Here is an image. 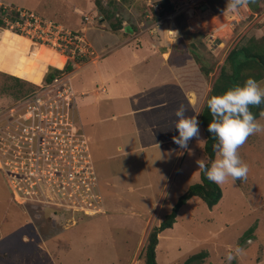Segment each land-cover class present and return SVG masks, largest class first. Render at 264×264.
I'll use <instances>...</instances> for the list:
<instances>
[{
  "label": "rangeland",
  "instance_id": "1",
  "mask_svg": "<svg viewBox=\"0 0 264 264\" xmlns=\"http://www.w3.org/2000/svg\"><path fill=\"white\" fill-rule=\"evenodd\" d=\"M86 1L87 6L84 5ZM252 1L253 5L263 10L252 23H242L236 28L242 34L246 31L238 42L236 40L241 33L238 38L232 36L225 44L224 38L218 40L217 43L221 45L210 50L202 32L187 28L190 38L188 36V41L183 39L174 43L171 50L176 54L168 61L179 66L191 56L193 49L202 60L212 64V70L207 75L210 87L230 46L235 42L242 43L252 35L253 29L250 32L248 29L254 23H258L254 28L264 35V0ZM72 2L0 0V4L32 10L68 28L75 27L81 20L79 15L71 13ZM77 3L83 10L89 7V0H77ZM144 3L143 0L134 2L139 20H144L146 15L150 16ZM117 9L105 10L103 16L112 20L119 18L114 15L119 13ZM196 9L202 13L205 8ZM77 11L81 15L89 10ZM203 17L206 20L210 16ZM187 18L191 19L190 13ZM166 23L163 22L162 28L158 29L160 38L157 45L166 44L163 40ZM5 29L10 30L6 26L0 27L2 105L9 104L17 97L11 90H5V85L11 80L8 76L38 82L47 63L56 62L60 66L63 60L49 49L31 52L33 47L29 46L27 38L10 34ZM10 32L25 37V34L14 30ZM191 42L194 43L193 47ZM179 43L183 45L182 48L177 47ZM112 54L105 55L103 60L107 62ZM81 79H84L83 73L75 77V86ZM257 82L264 88V77ZM96 84L99 85L98 82ZM89 95L90 98L79 100V113L83 128L90 137L92 161L106 204L105 212L87 216L60 211L56 213L63 216L54 219L51 213L55 210L52 208L33 204L19 205L13 201L0 169V264H145L142 256L148 232L171 211L189 186L199 182L200 170L196 160L205 157V137L200 125L199 137L190 140L187 149H181L173 139L168 140V144L164 142L158 149L155 146L143 147L137 139L138 133H142L144 128L141 120L143 112L135 111L139 104L131 102L112 105V102L125 100L111 101L110 94L104 92H99V95L90 92ZM128 110L134 111L124 112ZM190 112L193 113L192 108L188 110ZM112 114L117 116L108 117ZM256 120L264 125V115L260 114ZM155 151L160 154L147 155ZM237 151L248 166L246 178L233 183L231 177H228L224 183L219 184L222 197L211 208L198 197L187 199L179 207L173 225L159 234L155 248L158 264H179L199 251H204L205 256L201 263L196 264H264V132L250 135ZM252 226L253 231L242 240L243 233ZM237 246L242 249L240 254L234 252ZM229 253L233 254L231 261L227 258Z\"/></svg>",
  "mask_w": 264,
  "mask_h": 264
},
{
  "label": "built area",
  "instance_id": "2",
  "mask_svg": "<svg viewBox=\"0 0 264 264\" xmlns=\"http://www.w3.org/2000/svg\"><path fill=\"white\" fill-rule=\"evenodd\" d=\"M161 1L171 6L170 13L158 20L146 15L151 22L141 24L140 28L157 32V28L167 22L166 36L173 40L179 35L176 16L185 15L186 19L190 13L187 28L202 32L210 50L217 49L221 45L217 42L222 38L224 44L232 36L238 38L241 32L236 28L242 23H252L257 16L251 18L249 5L238 14L226 9L212 13L205 8L202 13L209 11L210 16L206 22L203 19L206 15L196 9L204 8L205 0H145V4L161 8ZM12 11L15 13L11 15ZM0 13L4 26L25 34L29 46L33 47L31 52L43 47L63 58L60 66L56 62L47 63V71L50 67L58 70L52 76L45 78L44 75L31 90L23 91L7 105L0 104V169L13 201L19 205L52 208L54 219L63 216L56 213L60 211L87 216L103 213V197L92 161L90 139L80 122L71 82L73 73L93 54L92 50L82 31L72 30L32 10L0 4ZM81 15L87 21L97 17L95 13H90L89 17ZM243 33L236 42L246 31Z\"/></svg>",
  "mask_w": 264,
  "mask_h": 264
},
{
  "label": "crops",
  "instance_id": "3",
  "mask_svg": "<svg viewBox=\"0 0 264 264\" xmlns=\"http://www.w3.org/2000/svg\"><path fill=\"white\" fill-rule=\"evenodd\" d=\"M73 1L71 13L79 15L81 20L78 21L75 27L70 29L82 31L86 44L93 52L73 73L71 80L76 94V107L79 118V100L90 98V92L97 95H99V92L108 93L111 101L125 100L123 102H112V105L137 103L139 107L135 111L143 112L141 120L144 124L143 132L138 133V142L143 144V147L155 146L157 149L164 142L168 144V140L173 137V132L174 136L178 135V131L173 125L176 119L173 112L177 106L183 104L186 109L185 115H195L198 119L200 113L196 115V110L198 112L201 111L204 98L197 103L195 93L184 89L178 75L179 69L188 63L192 55L184 62H181L179 66L168 61L169 58L176 54L171 48L174 47L176 41H180V35L176 39L169 40L165 33V26L163 40L166 44L157 45V41L160 38L158 29L162 28L163 23L157 28V32L154 30H142L140 28L141 24H148L151 21L146 17L144 20L138 19V12L134 7V2L138 0H131L128 3L127 0H101V7H98L94 0H89V7L85 9L89 11L84 15L89 17L90 13H95L97 17L88 21L85 20L83 15L78 14L77 11L85 10L81 9L77 0ZM84 5L87 6V1ZM118 5H121V8L117 9ZM109 9H117L119 13L114 15L119 18H114L115 16H113L114 19L112 20V18L104 17L103 11ZM65 13H69V11ZM201 15L209 16V11L201 13ZM117 19L120 22V26L113 30L111 23L112 21L116 22ZM187 19L184 20L186 25ZM181 45L179 43L177 47L182 48L183 45ZM115 48H121L122 50H114ZM111 53L114 54H112L113 56L110 60H107V62L103 60L105 55ZM167 62H169V65ZM46 71L47 64L41 71L38 81L43 79ZM80 73H83L84 79H81L76 87L74 79ZM31 83L35 86L38 82L31 81ZM206 83L208 86V82ZM93 85L95 86L93 87ZM210 88L211 85L206 87V93ZM190 108L193 109V113L190 112L189 114L188 110ZM131 111L134 110L124 112L128 113ZM116 116L117 114H112L108 117ZM109 137L111 136H106L105 138ZM157 154H160V152L155 151L154 154L151 152L147 155L150 157ZM103 204L105 212L106 204L104 199ZM159 238L160 235H158V241Z\"/></svg>",
  "mask_w": 264,
  "mask_h": 264
},
{
  "label": "trees",
  "instance_id": "4",
  "mask_svg": "<svg viewBox=\"0 0 264 264\" xmlns=\"http://www.w3.org/2000/svg\"><path fill=\"white\" fill-rule=\"evenodd\" d=\"M94 1L98 7H101V0ZM160 3L161 8L147 6L151 20L163 19L170 13L171 6L166 1H161ZM253 3L254 2L250 0V3L248 4L252 12L251 18H253L255 15H259L263 10L258 5H253ZM202 7L207 8L212 13H219L223 10V8L226 9V0H205V2L202 4ZM14 13L15 12L12 11L10 14L12 15ZM175 23L180 32L179 40L184 39L188 41L187 38L190 33L188 32L184 23L183 15L176 16ZM256 25H258V23H254L249 29V32L253 29L254 32H252V35L248 36L244 42L235 44L227 53L223 65L219 69L216 78L211 84V91L206 93V79L208 73L210 70H212V64L202 60L193 49L191 50L192 56L188 63L178 71L179 80L182 82L184 89L193 91L195 93L196 102L198 103L204 98L203 107L200 111L198 121L204 132L205 139L203 151L209 163L214 160L216 153L213 150L215 138L207 131V124L209 120L212 119V116L210 115L205 103L206 97L213 94L219 95L236 85H242L249 77L255 79L256 81L264 77V35L259 32V29L254 28ZM1 26L4 27V21L0 16V27ZM119 26V20L111 23V28L113 30ZM190 45L193 47L194 43L191 42ZM62 62L63 60L61 61V64ZM69 67L70 65H67V68ZM56 71L58 70L50 67V69L45 74V78H49ZM8 77L11 80L5 85V90H11L13 94H16V96L20 95L24 87V91L31 90L35 87L33 83L19 77L11 75ZM249 110L252 112L255 119H257L264 110V102L259 105H249ZM193 196L200 198L207 207L211 208L217 204L222 197V190L219 184L208 180L204 174L199 171V182L189 186L188 189L178 198L171 211L160 221L157 226L152 227L148 232L144 246V254L142 256L145 264H158L155 258V248L158 243L159 233L163 229L169 228L173 225L179 207L183 205L187 199ZM252 231L253 226L243 233L241 237L242 240L247 238ZM204 256L205 252L199 251L197 253L191 254L179 264L201 263Z\"/></svg>",
  "mask_w": 264,
  "mask_h": 264
},
{
  "label": "clouds",
  "instance_id": "5",
  "mask_svg": "<svg viewBox=\"0 0 264 264\" xmlns=\"http://www.w3.org/2000/svg\"><path fill=\"white\" fill-rule=\"evenodd\" d=\"M249 3L250 0H226V11L238 14ZM224 10L223 8L222 11ZM262 102L264 88L251 77L242 85H236L222 94L206 97L205 103L212 116L207 124V131L215 138L213 150L216 158L211 163L206 157L198 158L196 164L208 180L222 184L228 177H231L233 183L246 178L248 166L241 160L237 149L250 135L264 132V125L249 110V105H259ZM185 112L183 104L177 106L173 112L176 117L173 125L178 135L172 139L181 149H187L189 141L194 137L198 138L200 134L197 117L185 115ZM234 252L240 254L242 249L237 246ZM227 258L231 261L233 254L229 253Z\"/></svg>",
  "mask_w": 264,
  "mask_h": 264
},
{
  "label": "bare ground",
  "instance_id": "6",
  "mask_svg": "<svg viewBox=\"0 0 264 264\" xmlns=\"http://www.w3.org/2000/svg\"><path fill=\"white\" fill-rule=\"evenodd\" d=\"M5 31L8 32V33H10V34H13V35H15V36L22 37V38L26 39L24 36L18 35V34L13 33V32H10V30L5 29ZM26 40H27V39H26ZM42 48H43V47H40V48H38L36 51H39V50L42 49ZM49 50H50V49H49Z\"/></svg>",
  "mask_w": 264,
  "mask_h": 264
}]
</instances>
